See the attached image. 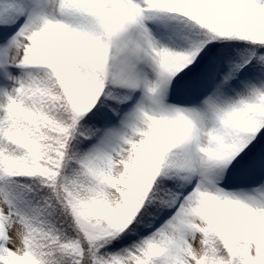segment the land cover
Listing matches in <instances>:
<instances>
[{
	"label": "snow or ice",
	"instance_id": "snow-or-ice-1",
	"mask_svg": "<svg viewBox=\"0 0 264 264\" xmlns=\"http://www.w3.org/2000/svg\"><path fill=\"white\" fill-rule=\"evenodd\" d=\"M0 264H264V0H0Z\"/></svg>",
	"mask_w": 264,
	"mask_h": 264
}]
</instances>
